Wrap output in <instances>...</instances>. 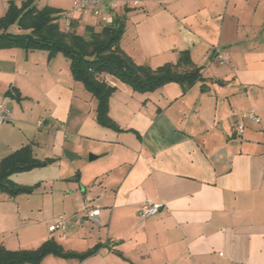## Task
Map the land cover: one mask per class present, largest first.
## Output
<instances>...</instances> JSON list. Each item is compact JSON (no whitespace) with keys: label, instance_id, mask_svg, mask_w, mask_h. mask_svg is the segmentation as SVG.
<instances>
[{"label":"crops","instance_id":"1","mask_svg":"<svg viewBox=\"0 0 264 264\" xmlns=\"http://www.w3.org/2000/svg\"><path fill=\"white\" fill-rule=\"evenodd\" d=\"M11 1L26 0H0V17ZM56 1L52 8L74 12L72 0ZM75 14L58 22L61 30L86 37L103 26ZM113 25H123L120 49L137 65H175L187 52L202 80L188 89L171 82L141 93L106 76L115 87L108 115L118 130L109 129L96 122L95 98L67 70L52 69L58 54L0 50V102L11 110L0 126V160L28 144L41 161L60 159L47 148L60 133L56 127L67 128L58 92L77 88L83 98L75 121L84 122L80 132L93 144L88 162L95 161L75 167V181L58 169L67 191L62 213L49 221L28 218L14 198L1 195L0 247L35 250L53 239L74 254H49L39 264H264V0H142L136 9L120 6ZM219 54L228 61L219 64ZM39 68L49 77L37 78ZM39 84L38 96L27 92ZM12 89L15 97L6 96ZM28 100L43 106L41 114L27 116ZM244 113L259 123L242 119ZM237 122L245 126L240 136L232 133ZM53 163L23 173V182L18 174L11 180L44 183L57 171ZM145 200L161 210L142 219ZM86 208L98 209V218L88 219ZM59 216L65 232H50Z\"/></svg>","mask_w":264,"mask_h":264},{"label":"trees","instance_id":"2","mask_svg":"<svg viewBox=\"0 0 264 264\" xmlns=\"http://www.w3.org/2000/svg\"><path fill=\"white\" fill-rule=\"evenodd\" d=\"M59 14L60 10L49 6L38 8L34 0H26L20 5L9 2L5 14L0 17V50H40L46 51L48 58L62 54L69 61L73 79L81 82L95 98L96 122L102 127L117 129L108 115L109 99L115 87L108 84L106 76L141 93L153 91L171 82L188 89L202 80L200 69L192 66L187 52L179 54L175 65L165 64L153 70L146 65H137L120 49L123 25H103L97 30L90 28L85 37L75 31L61 30L58 24ZM17 23L25 32L9 33L7 26ZM13 91L14 89L7 92L6 96L15 97ZM44 166L45 161L33 156L30 144L20 147L0 160V191L10 197L32 193L37 185L19 186L11 180V176ZM95 250L96 248L77 257L84 259ZM49 254L63 258L74 255L65 252L53 239H49L35 250L12 251L0 247V264H39Z\"/></svg>","mask_w":264,"mask_h":264},{"label":"rangeland","instance_id":"3","mask_svg":"<svg viewBox=\"0 0 264 264\" xmlns=\"http://www.w3.org/2000/svg\"><path fill=\"white\" fill-rule=\"evenodd\" d=\"M34 4L38 8H42L44 6L58 7V1L56 0H50L47 2L46 0H37L36 3ZM67 17L70 18V17H78V16H76V14L70 9H67L64 12H60L58 22L60 21V24L63 26L64 23L68 21ZM92 22L94 23V21ZM7 31L12 34H21L25 32L23 29H21L18 26V23L9 24L7 26ZM80 32L82 31L80 30L79 34ZM35 51L41 52L40 50H35ZM58 55L59 56H57L56 60L52 62L53 63L52 69L57 71L58 74L59 72L62 73L61 71L62 69L63 71L67 70L65 73L70 75L71 72L67 65V63L69 64V61L62 54H58ZM48 72H49L48 70H43L39 68L36 77L47 78L49 77ZM70 77L73 79L72 75H70ZM74 81L80 83L79 85L80 86L82 85L84 90L87 91L81 82H78L76 80ZM38 88L40 89V84L35 88L28 89L27 92H29V94H32L34 96H38L39 95ZM42 89L44 90V87ZM80 98L83 97L79 94L77 88L65 89L63 91L58 92V100L60 104L58 106V114L64 112L66 116H68V122L66 129H63L62 127L63 125L60 126L61 125L60 123L59 126L57 125L58 127H56L57 128L56 131L57 132L60 131V133H58L57 138L52 139V141H50L49 144L47 145L49 151L53 149L55 153L58 154V156H60V159H58L55 163H53V166L57 171L54 173L52 172V174L49 176L50 180L44 181V183L39 184L40 182L39 180L31 179L29 176H25L26 181H24L25 182L23 183L24 185H20V183H17L19 182L17 181V178L20 177L18 180H20V182H23L22 181L23 179H21V175H23V173H26V172H21V173H17L18 175H20L19 177L17 176L14 177L16 181L13 180L12 181L17 185L24 187L26 186L30 187L39 184L36 186L35 190L32 193L30 194L20 193L14 197H10L7 193L0 191V196L3 195L4 197L10 199L14 198L16 200L17 205L21 209V212H27L28 218H31L32 220L45 218L47 221H49L50 219L57 217L58 214L62 213V206H61L62 195L64 190H66L65 187L67 184L66 182H61L60 180H58L59 178L58 169H60V172L63 173L64 176L66 175L69 178H71L72 176L71 180L75 181L76 180L75 167L82 165V163H86L88 165L95 163V161L88 162L89 155H93L92 153H89L88 150L91 146H93V144L91 143V141H89V139H87L85 132L83 131L80 132L81 124H83L84 122L81 121V123H76L75 121L76 113L78 110H80V108L78 107ZM24 103L28 108L27 116L30 115L31 113H35L37 114V116L41 114L40 112L43 106L41 107L34 106L36 105V102L34 101L33 103H30L29 100ZM86 111L84 113L88 115ZM45 132L46 131H44V133ZM64 134H66V136H64ZM43 146L44 145L42 143V147ZM74 150H77V152ZM36 151L37 153L39 152V150L37 149ZM39 153L41 154L40 156L44 157L45 152H39ZM67 153L74 154L79 158L70 161L66 157ZM46 159H52V157H45L44 160ZM78 175H80V172L78 173ZM83 179H87L85 177V174H83ZM55 235L57 236V234Z\"/></svg>","mask_w":264,"mask_h":264},{"label":"built area","instance_id":"4","mask_svg":"<svg viewBox=\"0 0 264 264\" xmlns=\"http://www.w3.org/2000/svg\"><path fill=\"white\" fill-rule=\"evenodd\" d=\"M108 5H103V0H72L73 10L75 13L85 16L91 15L98 19L102 25L110 26L114 23V15L120 8L124 6L126 8L136 9L141 5L142 0H107ZM219 64L226 63L228 56L225 54H219L215 57ZM242 119L249 121L252 124H258L259 119L254 113H244L241 115ZM11 119V110L7 106L6 100L0 102V126L8 122ZM245 130V126L241 122H237L232 133L234 135H242ZM161 210V205L154 203L151 200H145L141 203L139 208V214L142 219H146L156 215ZM86 217L88 219L96 220L99 216L98 209H85ZM50 232L61 231L65 232V220L62 216H59L55 223L49 228Z\"/></svg>","mask_w":264,"mask_h":264},{"label":"water","instance_id":"5","mask_svg":"<svg viewBox=\"0 0 264 264\" xmlns=\"http://www.w3.org/2000/svg\"><path fill=\"white\" fill-rule=\"evenodd\" d=\"M66 157H67V159L70 160V161L79 158L78 156H76V155H74V154H71V153H67V154H66ZM88 159H89V161H92V160H94V157L89 156ZM45 162H46L47 164H52V163L54 162V160H53V159H46Z\"/></svg>","mask_w":264,"mask_h":264}]
</instances>
